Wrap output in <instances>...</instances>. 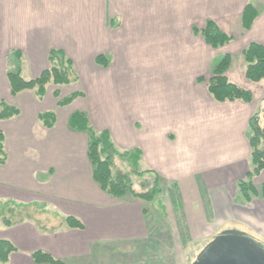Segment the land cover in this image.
Instances as JSON below:
<instances>
[{
  "label": "crops",
  "instance_id": "1",
  "mask_svg": "<svg viewBox=\"0 0 264 264\" xmlns=\"http://www.w3.org/2000/svg\"><path fill=\"white\" fill-rule=\"evenodd\" d=\"M248 3L258 15L251 28L244 30L241 15ZM135 11L143 13L137 27ZM207 19L223 32L237 27L244 37L238 43L240 63L233 61L225 74L252 92L251 102H218L208 92L206 81L219 60L209 55L210 47L192 30ZM129 39L147 43L150 58L157 61L154 69L163 78L149 110L139 111L132 105L128 115L127 109H120L112 125L116 144L123 145L121 151L139 152L138 171H147L155 181L157 176L164 183L171 182L170 204L175 210L178 202L174 214H181L176 225L184 226L190 236L212 237L228 221H237L264 239V198L236 201V182L252 168L248 122L264 103V79L250 82L245 78L241 52L251 42L264 46V0H54L46 7L41 0H0V61L5 59L3 66L0 62V90L9 93L6 73L16 68L10 63L11 54L18 57L16 51H23L38 76L50 68L52 49L61 51L73 70L81 71L82 62L93 64L99 54L116 58ZM173 44L184 47L174 57ZM23 58L24 65L18 66L21 73L29 61ZM174 60L178 67L172 69ZM63 86L47 83L42 97L28 92L31 89L11 96L7 104L19 114L0 119L6 155L0 163V239H8L15 247L8 261L0 264H36L31 258L35 250L66 264H90L94 259L98 264H122L127 261L113 252L134 248L147 237L148 225L138 199L111 197L93 181L86 133L61 131L57 126L54 109L64 97ZM182 91L189 92L188 98ZM48 109L56 116L50 128L38 119ZM75 111L83 112L89 125L98 127L96 131L109 130L103 120L92 124L93 114L89 119L85 111ZM253 182L256 187L264 183V168ZM25 204H39L45 213L60 212L56 213L58 222L20 211ZM66 216L78 218L83 228L68 227Z\"/></svg>",
  "mask_w": 264,
  "mask_h": 264
},
{
  "label": "rangeland",
  "instance_id": "2",
  "mask_svg": "<svg viewBox=\"0 0 264 264\" xmlns=\"http://www.w3.org/2000/svg\"><path fill=\"white\" fill-rule=\"evenodd\" d=\"M41 1L43 6L46 7L54 0ZM6 13L8 12L6 11ZM134 16L136 19L135 26L137 27L138 19L140 17H143V13L140 11H135ZM205 23L202 27H195V29H197L198 31L193 30L194 26L192 30L201 35L200 31L205 26ZM225 32L227 35L233 36L234 40L231 38L228 42H225L224 44L219 45L215 48L208 45L212 51V54L209 51V55L216 56V61L220 60L225 55H229L230 64L234 61V64L237 65L238 63H240L241 59L238 53V43L243 41L244 37L238 33L239 29L237 27L228 28L225 30ZM179 47H181V49L184 48L183 46L174 44L171 45V53L173 57L175 56L173 54L179 53ZM112 49L114 48L112 47ZM147 49V43L140 44L139 41L133 42L132 39H129L128 44L123 46V50L122 48L120 49V54L118 51L117 57L115 58L114 55V58L110 59L109 65L106 68H102L94 63L88 65L86 64L87 61L82 62L79 65L82 70L79 71L78 68H76L77 71L74 70V73L78 76V79L71 85H64L60 89V91L62 92L63 96H65L71 91L79 90L84 93V96L76 98L68 106H56L54 109L55 111L52 109H48L56 113L57 126L59 127V129L61 131H71L69 126L67 125V116L75 110H82L85 111V113L89 116V119H91V114L96 117V119H92V124H94V122H97L98 120L105 121V126L109 129L108 131L111 134V141L113 142V144H116V139L114 137L115 133L113 134L114 131L112 125L115 118L119 116L120 109H123L124 112L127 109L128 115L131 114L132 105L138 107L139 111L149 110L153 102L154 91L159 83V80L163 78L159 75L157 70L154 69V64L157 61L150 58ZM17 52L19 53L18 57H16V55L14 54H11L10 63H14L16 64L15 67L19 66L21 68V64L23 63L24 65L25 62L23 57H25L29 61L27 70L22 71L21 75L26 79H30L36 76L38 72L36 71L35 65L31 63L30 59L26 57L22 50L20 52ZM187 52L189 53L188 49ZM14 57H16V60H14ZM0 62L3 66L5 59L4 62ZM177 67L178 65L175 60L172 61L171 68L174 69ZM0 82H2L1 74ZM180 82H183V78L180 80ZM28 92L36 93V89H31ZM184 93L185 94H183L182 91L181 95H185V97L188 98L189 92L184 91ZM0 94V96L3 97V99L0 100H3L5 103H7L9 100H12L11 95H9L10 93L1 91ZM48 100L50 101V97L48 98ZM51 102L54 103L53 100ZM259 108L261 110L257 111V114H261V117L259 116L261 118L260 123L264 124V103H262ZM92 128L94 130H97L98 127L92 125ZM115 148L118 151L122 152L121 149H123V145L121 143H117L115 145ZM126 160L127 158L122 160L120 157H115V168H118L122 172H126L129 174V181L134 190L142 192L155 186L162 188V192L155 196L153 201L146 202L144 200H138L139 203H141V207L144 205L148 209L147 216H149V218L151 219L150 230H147L148 234L145 239L137 241L135 243L138 248H136V246L134 247L135 251L132 250V257L130 254L129 257L128 255L123 254V260L127 261L128 264L157 263V260L155 258L159 259L160 254H158V248L156 250V245L164 249L162 255L167 261V264H192L203 245L205 246V244L210 242L216 235L231 230L242 231L246 235H251L255 240L260 241L261 246L264 248V239H262L258 234L246 228V225L238 223L237 221H228L230 223L224 224L223 227L215 230L213 233L214 236L212 237L208 235H205L203 237V235L194 234L190 236L188 232L187 234L189 235V237H187L185 229L181 226L176 225L178 215H175L172 211V207L170 204V200L172 199V197L169 195L172 189H168V187L172 186L171 182L167 181L164 183L162 181H159L156 184L153 176L149 173L144 175H139L135 172L131 173L129 167L130 162L127 163ZM253 179L254 177L252 178V181ZM173 192L175 193L176 190H173ZM237 197H239V193H237ZM21 206L22 207L20 208V211L29 213L37 217L39 220L41 219L46 222L55 223L59 220L60 212H53L48 210L46 211L47 213H45L44 210L39 207V204H25ZM4 210L6 209L4 208ZM56 213L59 215H57ZM16 214V211L10 212L9 216L14 217ZM158 230H160L161 232L157 233ZM202 232L203 231L201 230L197 233L200 234ZM207 236L209 237V239H207ZM181 239L186 240V247L182 245ZM144 243H146L147 246L149 244H153V247L149 250L151 251L150 259L148 258L149 261L147 262L140 256V251L144 253L143 247H141V245H143ZM194 243H196V246L194 247V249H192L191 246ZM113 253L117 255L116 251H114ZM116 257L117 256H115V258ZM90 264H98V261L94 259L90 262ZM122 264H126V262Z\"/></svg>",
  "mask_w": 264,
  "mask_h": 264
},
{
  "label": "trees",
  "instance_id": "3",
  "mask_svg": "<svg viewBox=\"0 0 264 264\" xmlns=\"http://www.w3.org/2000/svg\"><path fill=\"white\" fill-rule=\"evenodd\" d=\"M257 15V9L253 4L248 3L245 5L241 15V22L244 30L251 28ZM193 30L198 31L195 29V27ZM200 32L204 42L214 48L224 44L225 42H228L231 39V36L221 31L212 20H207L205 26ZM17 54L19 55L18 52ZM241 54L246 63L244 73L245 78L250 82H259L260 80L264 79V46L256 42H251L242 50ZM48 61L51 65L50 68L44 69L38 74V76L32 79H25L21 75V70L19 67L8 70L6 77L10 88V95L14 96L24 90L36 88L37 95L42 97L44 95L45 85L47 83L51 82L54 85H69L78 79V76L75 75L74 70L72 69V63L65 58L61 51L52 49L49 52ZM109 62L110 58L105 54H99L94 58V63L102 68H106L109 65ZM229 65V55H225L215 64L211 76L206 81L208 92L218 102L233 100H241L248 103L251 102L253 100L252 92L236 85L226 77L225 73ZM54 96L58 98L59 93L54 94ZM82 96H84V93L76 90L58 99L56 104L61 107L67 106L71 104L76 98ZM18 114L19 110L16 107L5 103L3 100L0 101V119H9L17 116ZM38 119L46 128L52 127L56 122V116L52 111H44L39 113ZM67 125L69 126L70 130L86 133V154L91 164L92 179L98 185L99 189L104 193L114 198H121L126 195H130L138 200H144L148 202L153 201L154 197L162 192V188L157 186L142 192L134 190L129 181V174L122 172L118 168H115V157H120L122 160L127 158L126 162H130L129 167L131 173L135 172L139 175L147 174V171L137 170V162L139 159V152L137 150H126L122 152L118 151L110 139L109 132L106 130H94L89 125L87 116L81 111H75L71 113L67 119ZM248 126L250 131V161L252 168L246 172L243 179H240L236 182L237 191L239 193V198L236 201L242 203L251 202L254 197L262 199L264 198V183H262L260 187H256L252 181V178L255 175H258L264 168V126L260 124L259 114L254 113L250 117ZM3 142L4 135L0 130V163H3L6 159ZM156 178L158 179L155 181L157 184L160 180L157 176ZM178 204L179 203L176 202L175 210L172 209L173 213L178 211ZM142 213L146 219L149 231L151 219L149 216H147L148 209L144 205L142 206ZM175 215H178L177 221H180V212L178 214L176 213ZM65 222L70 228H83L82 222L76 217L66 216ZM5 224L10 225V222L5 221ZM181 227L184 228L182 225ZM160 232V230L157 231V233ZM187 237H189L188 234ZM207 239H209V237ZM181 240L182 245L186 247V240ZM195 246L196 243H194L191 248L194 249ZM152 247L153 244H149L143 248L144 253L141 251V254L139 253L146 262L150 259L151 251L149 250ZM155 247L156 250L158 248L157 251L158 254H160L159 259L155 258L157 260V263L155 264H167V261L162 255L164 249L157 245ZM203 247L204 245L202 246L201 250ZM132 250L135 251L134 248H130L129 250H124L122 253L116 252V254L121 255L122 257H124L123 254L128 255V257L130 254L132 257ZM14 251L15 247L8 239H0V263H6L8 261L9 255ZM31 258L36 264H66L62 259H59L43 250L33 251ZM126 264H128V262Z\"/></svg>",
  "mask_w": 264,
  "mask_h": 264
},
{
  "label": "water",
  "instance_id": "4",
  "mask_svg": "<svg viewBox=\"0 0 264 264\" xmlns=\"http://www.w3.org/2000/svg\"><path fill=\"white\" fill-rule=\"evenodd\" d=\"M192 264H264V248L241 231L217 235Z\"/></svg>",
  "mask_w": 264,
  "mask_h": 264
},
{
  "label": "bare ground",
  "instance_id": "5",
  "mask_svg": "<svg viewBox=\"0 0 264 264\" xmlns=\"http://www.w3.org/2000/svg\"><path fill=\"white\" fill-rule=\"evenodd\" d=\"M241 232H242V231H241ZM222 233H223V232H222ZM222 233H220V234H222ZM218 235H219V234H218ZM245 235H246V234H245ZM216 236H217V235H216ZM216 236H215V237H216ZM247 236H249V235L247 234ZM215 237H214V238H215ZM249 237H251L253 240H255L252 236H249ZM214 238H213V239H214ZM213 239H212V240H213ZM212 240H211V241H212ZM211 241H210V242H211ZM255 241L258 242V243H260V241H258V240H255ZM208 243H209V242H208ZM208 243H207V244H208ZM207 244H206V245H207ZM206 245H205V246H206ZM205 246H204V247H205ZM204 247H203V248H204Z\"/></svg>",
  "mask_w": 264,
  "mask_h": 264
}]
</instances>
